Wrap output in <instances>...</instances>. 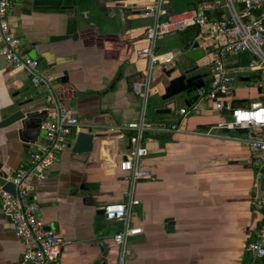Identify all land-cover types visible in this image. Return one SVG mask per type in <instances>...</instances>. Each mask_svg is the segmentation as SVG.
<instances>
[{"label": "crops", "instance_id": "crops-1", "mask_svg": "<svg viewBox=\"0 0 264 264\" xmlns=\"http://www.w3.org/2000/svg\"><path fill=\"white\" fill-rule=\"evenodd\" d=\"M138 2L13 0L8 11L10 27L26 53L37 62L42 59L38 68L51 76L49 83L63 72L69 82L54 86L57 91L50 94L46 84L33 87L26 70L0 67V169L12 172L28 166L31 154L44 144L39 125L54 116L57 102L78 118L77 133L94 126V132L117 143L111 164L99 161V154L74 156L62 150L46 178L32 188L38 217L66 241L62 264L112 263L105 249L121 225L106 222L95 211L124 201L130 188L117 167L128 144L126 140L120 148L119 141L127 137L110 129L138 122L146 109L132 89L146 66L138 51L145 45L149 25H135L147 20L133 9ZM166 85L158 82L152 87L150 97L159 100L154 110L171 109L168 123H179L180 130L148 136V155L141 167L152 175L133 186L140 204L133 208L131 223L141 234L129 240V245L139 246L130 258L142 264H247L244 246L264 220V213L253 207L254 195L264 192V179L257 181L247 137L215 130L220 122L215 113L222 119L228 115L213 111L209 102L186 107L184 101L192 97L187 95L162 100ZM255 92V100L249 102L248 88L235 87L232 101L247 106L262 101V93ZM183 108L190 111L185 118L179 114ZM191 111L198 117H190ZM83 183L96 186L89 192L93 208L75 194ZM103 222L108 226L101 227ZM22 249L0 202V264H17Z\"/></svg>", "mask_w": 264, "mask_h": 264}, {"label": "built area", "instance_id": "built-area-1", "mask_svg": "<svg viewBox=\"0 0 264 264\" xmlns=\"http://www.w3.org/2000/svg\"><path fill=\"white\" fill-rule=\"evenodd\" d=\"M12 1L0 0V57L13 69L26 70L30 74L31 85L38 87L48 83L51 76H44L40 72L39 63L26 53L10 27L7 15ZM167 5L165 0H139L133 5L138 16L150 20L144 31L145 45L138 51V55L146 60V66L138 81L133 83V91L140 96L144 108L151 95L153 69L160 67L166 70L167 65L174 67V58L169 52L155 53L158 40L190 28L198 29L199 34L194 42L198 43L204 55L212 54V62L208 77L210 82L195 91L196 102H209L211 109L218 113L226 111L229 120L218 122L215 130L246 131L252 166L256 169V177H261L258 168L264 167V0H210L177 13H169ZM241 54L247 55V66L244 68L258 76L254 87L262 93L263 100L248 106H233L232 94L237 79L231 70L240 67ZM235 57L238 60H233ZM195 107L192 105L191 108ZM55 111L50 120H44L39 125L44 133V144L31 154L28 166L0 176L5 184L14 186L12 194L3 189L4 184H0V202L14 237L23 248L17 264H62L66 241L54 227L38 217V206L31 199L33 183L45 179L57 154L67 147V137L80 129V122L70 109L56 103ZM189 113L188 108L179 110L183 118ZM179 130V123L146 122L144 110L138 122L110 129V132L118 131L120 137H127L129 148L121 156L117 167L130 188L125 193L124 201L101 207L105 221L121 225V229L112 237L119 249L117 260L105 264H124L132 255L129 240L141 234L140 229L131 223L133 208L140 204L134 196L133 186L152 175L148 169L141 167V161L148 155L145 144L149 134H169ZM259 187L255 181L253 189L257 191ZM253 207L264 213V192L254 195ZM244 249L260 264H264V220L259 223L254 238L247 241Z\"/></svg>", "mask_w": 264, "mask_h": 264}, {"label": "water", "instance_id": "water-1", "mask_svg": "<svg viewBox=\"0 0 264 264\" xmlns=\"http://www.w3.org/2000/svg\"><path fill=\"white\" fill-rule=\"evenodd\" d=\"M69 9H73V7H67ZM125 25L127 28L130 27V14L125 15L124 19ZM184 52L185 56L193 61L197 62L200 58L204 56L203 50L199 47L198 43L194 42L191 45L187 44L184 46ZM241 64L240 67H246L247 66V55L241 54ZM42 59H38V62H41ZM6 65V61L0 57V67ZM198 69V66L195 65L191 68H188L182 72H176L175 74L174 68H171L169 70H163L162 73L169 79V82L164 88V93L161 96V99L166 101L170 100L172 98L181 96V95H187L192 96L190 100L184 101V104L186 107H190L191 103H195L197 101V96L195 95V91L204 85L209 84V80L205 81V78H207V75H193L189 76L190 74L194 73ZM242 82H247L248 78H241ZM53 82L46 83L47 90L50 94L53 92H56V88L54 86L56 85H65L69 82L68 80V74L67 72H63V75L61 77H55V79L52 80ZM59 82L58 84L56 82ZM56 84H55V83ZM54 83V85H53ZM59 103V102H57ZM56 104V103H55ZM171 112V109H159L156 111L157 115H169ZM226 112V111H225ZM76 117V115H74ZM94 127V126H93ZM93 127L87 128V132H74L70 134L67 137V147L65 149L69 150V153L74 156H91L95 154H99V161L104 162L105 164H111L113 161V155L116 149V141L114 139H108L106 138V135L104 133H100L95 130V132L92 130ZM96 129V128H95ZM223 133H231L233 135L235 134H243L246 133L245 130L242 129H236L234 131H229L227 129H223ZM129 148V143L127 144V149ZM29 154V153H28ZM1 170V175L4 177L7 174H10L11 171ZM50 171V170H49ZM47 172V174L49 173ZM46 174V176H47ZM46 178V177H45ZM40 181H36L33 183V186L36 183H39ZM0 184H4L3 189L14 193V186L9 183H4V181L0 178ZM95 185H88L83 183L81 187L75 188V194L79 196L81 203L85 206L94 207V201L89 194L90 190ZM95 214L97 216H101L103 214L102 210L95 211ZM107 222V221H106ZM12 228V227H11ZM14 235V234H13ZM105 264V263H104Z\"/></svg>", "mask_w": 264, "mask_h": 264}, {"label": "rangeland", "instance_id": "rangeland-1", "mask_svg": "<svg viewBox=\"0 0 264 264\" xmlns=\"http://www.w3.org/2000/svg\"><path fill=\"white\" fill-rule=\"evenodd\" d=\"M165 1L168 4L167 8L169 10V13H177V12H181V11L188 9L189 7H191L193 5H197L199 0H165ZM149 23H150L149 19L135 21L136 26H144L146 24L148 25ZM181 38H182L181 34H179V33H173V34H169V35L161 37L157 42V48H156L155 53L156 54H163V53L170 51L174 54L175 61H174V67L173 68L175 69V71L173 74H175L176 72H182L188 68H191L195 64L198 66V69L194 72V74L207 75V78H205V81H207L208 77H209L210 64L212 62V54H205L197 62H193V61L189 60L185 56V52L183 49L184 45L182 43ZM233 60H238V58L235 57ZM233 60H231L229 62H232ZM166 68L168 70L171 69V67L168 65L166 66ZM231 73L237 79L235 82V87L238 89L243 88V87H247L248 93L246 95V98L249 100V102L254 101L255 95H257V92H255L256 90L254 91V89H253L255 86V83H256L255 74L250 73L246 68H242V67H236V68L232 69ZM245 75L249 76L250 80L248 82H241L240 77L245 76ZM158 82H163V83L167 84L169 82V79L162 74V68L155 67L152 71L150 87L155 86V84H157ZM158 102H159V100H156V102H154L152 96L149 97V101L147 102V104L145 106L146 107V109H145L146 122L151 123V124H158V123H161L162 121H167L165 123H168V120L172 119V116H173L172 113L169 115H157L156 114L154 107L156 106V104ZM190 117H198V115L195 113V111H191ZM215 120L216 121L219 120L220 122H222L223 120L224 121L229 120V118L222 119V117L217 116V114L215 113ZM244 136L247 137L248 134L245 133ZM126 140L127 139H125L123 141H119L120 148L123 147V145H121V144L126 143ZM258 171L261 172V174L263 176L258 177L259 179L257 178V181L263 182L264 167L258 168ZM108 195H110V192H108ZM132 216H134V215L132 214ZM108 223H115V222H108ZM144 223H147V220H145ZM107 226H108L107 223H104V222L101 225V227H107ZM108 232H110V229L108 230ZM129 243H130V241H129ZM107 244L109 247V249H105V252L107 253V260H108V262H116L119 249L114 244L112 238H109V240L107 241ZM129 247L134 254L136 252H138V250H139V246L135 245V244H130ZM84 250L86 252H88L89 249H84ZM130 257L128 259H126L124 264H142V260L134 258V257L133 258H130ZM246 262H247V264H254L256 262L260 263V261L256 260L251 255H248L246 257ZM85 264H89V262L86 261Z\"/></svg>", "mask_w": 264, "mask_h": 264}, {"label": "trees", "instance_id": "trees-1", "mask_svg": "<svg viewBox=\"0 0 264 264\" xmlns=\"http://www.w3.org/2000/svg\"><path fill=\"white\" fill-rule=\"evenodd\" d=\"M207 1H210V0H199L198 1V4H200V3H202V2H207ZM197 4V5H198ZM193 6H196V5H193ZM190 8V7H189ZM179 34H181V40H182V43H183V45L185 46V45H187V44H189V45H191L193 42H194V40H195V38L198 36V34H199V31H198V29H196V28H190V29H187V30H185V31H183V32H181V33H179ZM245 77H247L248 78V80H250V77L249 76H244V78ZM255 77H256V80L258 79V76H257V74H255ZM241 78V77H240ZM233 106H247V105H245V104H242L241 102H233ZM130 135V133L129 134H127V136H129Z\"/></svg>", "mask_w": 264, "mask_h": 264}, {"label": "flooded vegetation", "instance_id": "flooded-vegetation-1", "mask_svg": "<svg viewBox=\"0 0 264 264\" xmlns=\"http://www.w3.org/2000/svg\"><path fill=\"white\" fill-rule=\"evenodd\" d=\"M193 75H196V74L192 73V74H190L189 76H193Z\"/></svg>", "mask_w": 264, "mask_h": 264}]
</instances>
